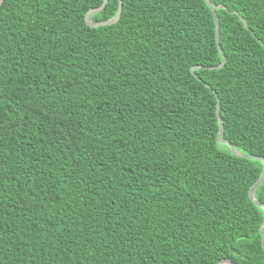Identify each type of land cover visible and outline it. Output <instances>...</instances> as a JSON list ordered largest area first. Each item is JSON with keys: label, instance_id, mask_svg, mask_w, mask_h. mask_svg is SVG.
<instances>
[{"label": "trees", "instance_id": "1", "mask_svg": "<svg viewBox=\"0 0 264 264\" xmlns=\"http://www.w3.org/2000/svg\"><path fill=\"white\" fill-rule=\"evenodd\" d=\"M209 1L219 68L205 0H2L0 264H264V0Z\"/></svg>", "mask_w": 264, "mask_h": 264}, {"label": "water", "instance_id": "2", "mask_svg": "<svg viewBox=\"0 0 264 264\" xmlns=\"http://www.w3.org/2000/svg\"><path fill=\"white\" fill-rule=\"evenodd\" d=\"M1 2H2V0H0V3ZM106 2H107V0H103L102 4L100 6L91 8V9H89L85 13L84 20H85V23L87 24V26L95 28V27H99V26H104V25L112 24V23H114L115 21H117L119 19L120 14H121V9H122V0H118V8H117V11H116L115 15L112 18L106 19V20H102V21H98V22L91 21L90 16L93 13H96V12H99L100 10H102L104 8ZM205 2L209 6V8L211 9L212 14H213V18H214V22H215V42H216V45H217V48H218L220 54L222 55V62H221L220 65H218L216 67H208V68H219V67H221L224 64L225 57H224V55L222 53V50H221L220 45H219V42H218V17H217V14H216L215 10H216L217 7H222V6L221 5L220 6L213 5L212 3H210L209 0H205ZM242 22H243V25L246 27V22L243 19H242ZM199 68H202V67L201 66H192V67H190V72L192 74H194V70L195 69H199ZM218 107H219V100L217 99V103H216V115H217V119H218V130H217V139H218V141L227 144L229 146L230 150L235 155H238V156H241V157H244V158H251V159H260V160H262V163H263L262 173H261L260 177L250 186V188L248 190V195H249V198L251 199V201L255 205L261 207L264 210V204L259 203L257 200L254 199V196H253L254 188L264 178V160L262 158L258 157V156H255V155H241V154H238L234 150L232 144L221 137L222 121H221L220 117L218 116ZM260 241H261L262 247L264 248V218H263L262 223H261V226H260ZM223 261H225L226 264H233L228 259L220 260V261H218L217 264L222 263Z\"/></svg>", "mask_w": 264, "mask_h": 264}, {"label": "bare ground", "instance_id": "3", "mask_svg": "<svg viewBox=\"0 0 264 264\" xmlns=\"http://www.w3.org/2000/svg\"><path fill=\"white\" fill-rule=\"evenodd\" d=\"M235 150V149H234ZM236 151V150H235ZM237 152V151H236ZM238 154H240L239 152H237ZM242 155V154H241ZM261 158V157H260ZM263 159V158H262ZM260 160V159H259ZM264 160V159H263ZM262 161V160H261ZM263 164V163H262ZM219 264H226L225 261H223L222 263H219Z\"/></svg>", "mask_w": 264, "mask_h": 264}]
</instances>
